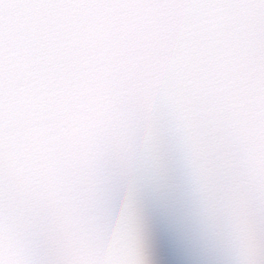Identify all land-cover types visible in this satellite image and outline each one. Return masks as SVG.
I'll list each match as a JSON object with an SVG mask.
<instances>
[{
  "label": "snow or ice",
  "instance_id": "snow-or-ice-1",
  "mask_svg": "<svg viewBox=\"0 0 264 264\" xmlns=\"http://www.w3.org/2000/svg\"><path fill=\"white\" fill-rule=\"evenodd\" d=\"M0 264H264V0H0Z\"/></svg>",
  "mask_w": 264,
  "mask_h": 264
}]
</instances>
